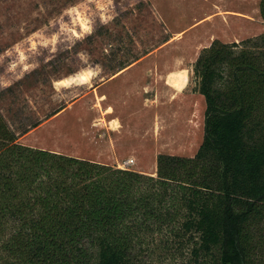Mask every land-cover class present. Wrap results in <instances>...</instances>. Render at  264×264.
Wrapping results in <instances>:
<instances>
[{
    "label": "rangeland",
    "instance_id": "1",
    "mask_svg": "<svg viewBox=\"0 0 264 264\" xmlns=\"http://www.w3.org/2000/svg\"><path fill=\"white\" fill-rule=\"evenodd\" d=\"M261 1L0 0V112L22 145L156 178L160 155L203 142L198 59L259 41ZM159 233L140 264H206Z\"/></svg>",
    "mask_w": 264,
    "mask_h": 264
},
{
    "label": "trees",
    "instance_id": "2",
    "mask_svg": "<svg viewBox=\"0 0 264 264\" xmlns=\"http://www.w3.org/2000/svg\"><path fill=\"white\" fill-rule=\"evenodd\" d=\"M259 39L200 56L203 142L193 158L160 155L156 178L22 145L0 112V264H140L166 226L176 246L195 240V260L264 264Z\"/></svg>",
    "mask_w": 264,
    "mask_h": 264
},
{
    "label": "bare ground",
    "instance_id": "3",
    "mask_svg": "<svg viewBox=\"0 0 264 264\" xmlns=\"http://www.w3.org/2000/svg\"><path fill=\"white\" fill-rule=\"evenodd\" d=\"M185 79H181V80H176L173 82V87L180 90L183 89V87L185 86Z\"/></svg>",
    "mask_w": 264,
    "mask_h": 264
},
{
    "label": "crops",
    "instance_id": "4",
    "mask_svg": "<svg viewBox=\"0 0 264 264\" xmlns=\"http://www.w3.org/2000/svg\"><path fill=\"white\" fill-rule=\"evenodd\" d=\"M169 86H171V85H169ZM185 86H186V82H185ZM185 86L183 87V89L185 88ZM172 87V86H171ZM172 89H173V91L175 92V91H177V92H180L181 90H178V89H175L174 87H172Z\"/></svg>",
    "mask_w": 264,
    "mask_h": 264
},
{
    "label": "built area",
    "instance_id": "5",
    "mask_svg": "<svg viewBox=\"0 0 264 264\" xmlns=\"http://www.w3.org/2000/svg\"><path fill=\"white\" fill-rule=\"evenodd\" d=\"M133 162H134V161H132V160H129V161L127 162V165H126V166H130V165H132V164H133Z\"/></svg>",
    "mask_w": 264,
    "mask_h": 264
}]
</instances>
